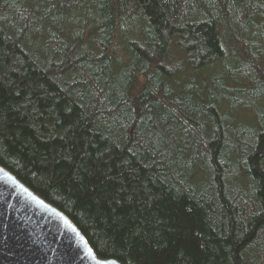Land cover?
Returning <instances> with one entry per match:
<instances>
[{"label":"trees","instance_id":"1","mask_svg":"<svg viewBox=\"0 0 264 264\" xmlns=\"http://www.w3.org/2000/svg\"><path fill=\"white\" fill-rule=\"evenodd\" d=\"M0 165L121 264H264V0H0Z\"/></svg>","mask_w":264,"mask_h":264},{"label":"water","instance_id":"2","mask_svg":"<svg viewBox=\"0 0 264 264\" xmlns=\"http://www.w3.org/2000/svg\"><path fill=\"white\" fill-rule=\"evenodd\" d=\"M0 264H121L99 257L73 221L0 165Z\"/></svg>","mask_w":264,"mask_h":264}]
</instances>
